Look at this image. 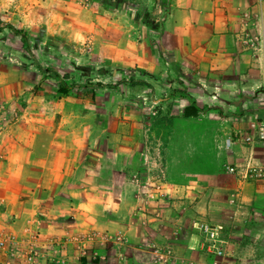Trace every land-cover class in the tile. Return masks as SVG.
Segmentation results:
<instances>
[{"label":"rangeland","instance_id":"rangeland-1","mask_svg":"<svg viewBox=\"0 0 264 264\" xmlns=\"http://www.w3.org/2000/svg\"><path fill=\"white\" fill-rule=\"evenodd\" d=\"M180 3L0 0V138L35 139L31 163L0 181V195L10 183L15 198L0 200V224H42L50 189L41 169L51 142L78 159L90 153L104 183L128 152L136 170L152 174L147 189L156 177L185 183L191 173L198 185L202 174L227 169V139L239 124L250 129L242 118L249 109H264L263 26L254 41L241 34L243 51L226 54L203 30L185 28ZM8 23L27 30L28 41ZM255 59L262 65L255 70L239 66ZM263 232L254 244L262 260L247 253L246 264H264ZM10 234L22 238L21 225L0 226V238Z\"/></svg>","mask_w":264,"mask_h":264},{"label":"crops","instance_id":"crops-1","mask_svg":"<svg viewBox=\"0 0 264 264\" xmlns=\"http://www.w3.org/2000/svg\"><path fill=\"white\" fill-rule=\"evenodd\" d=\"M179 13L187 18L185 28L203 30L208 45L218 43L226 54L243 51L240 39L244 31L253 35L249 41H254L262 26L264 30V0H181ZM241 65L249 70L262 66L257 59ZM257 113L263 116L264 109L253 107L240 116L253 121ZM235 129L227 139L225 171L202 174L198 185L191 173L185 174V183H167L156 177L149 189L152 174L141 165L136 170L131 152L111 166L110 180L104 183L102 168L90 153L78 159L72 151L55 149L51 142L43 153L41 169L44 187L50 189L41 210L42 224L0 226L11 230L21 225L22 239L39 253L40 264L53 259L59 261L56 264H152L151 243L173 246L181 262L200 258L202 234L196 224L209 220L225 226L224 235L244 264L247 253L261 261L254 244L264 231V185L248 182L240 174L230 173L228 167L264 166V141L246 142L252 132L248 125L239 124ZM32 135L0 138V181H11L14 173L31 163L35 150ZM207 179L213 180L210 186ZM10 186L6 183L1 201H14V197L9 199L14 193ZM86 232H94L93 239L84 241Z\"/></svg>","mask_w":264,"mask_h":264},{"label":"built area","instance_id":"built-area-1","mask_svg":"<svg viewBox=\"0 0 264 264\" xmlns=\"http://www.w3.org/2000/svg\"><path fill=\"white\" fill-rule=\"evenodd\" d=\"M250 132L245 140L249 144L264 141V114H256L255 120L251 121ZM230 173L240 174L248 182H259L264 185V166H230ZM202 234L198 250L201 255L198 259H189L185 262L179 261L176 251L171 245L151 243L148 246L153 256L152 264H244L242 258L230 246L231 241L225 237V226L202 220L196 224ZM94 232L82 234L83 240L93 239ZM121 237V235H119ZM26 245L22 238L15 235H8L0 238V264H40L39 253L31 245H26V249L19 253V246ZM87 247L83 246V252ZM59 261L53 259L48 264H56Z\"/></svg>","mask_w":264,"mask_h":264},{"label":"trees","instance_id":"trees-1","mask_svg":"<svg viewBox=\"0 0 264 264\" xmlns=\"http://www.w3.org/2000/svg\"><path fill=\"white\" fill-rule=\"evenodd\" d=\"M6 27H8L15 35L20 36L24 38L26 41H28L30 33L27 30L21 29L12 23L6 24ZM70 91L71 89L68 86L63 85L61 87V93L63 94H69ZM188 110H190V108H187V111Z\"/></svg>","mask_w":264,"mask_h":264}]
</instances>
